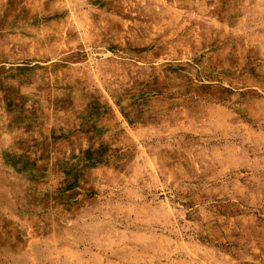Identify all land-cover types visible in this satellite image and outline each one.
Listing matches in <instances>:
<instances>
[{"label": "rangeland", "instance_id": "rangeland-1", "mask_svg": "<svg viewBox=\"0 0 264 264\" xmlns=\"http://www.w3.org/2000/svg\"><path fill=\"white\" fill-rule=\"evenodd\" d=\"M0 264H264V0H0Z\"/></svg>", "mask_w": 264, "mask_h": 264}]
</instances>
